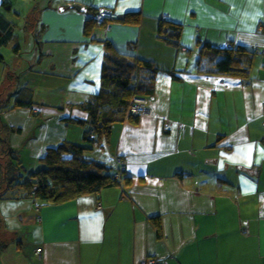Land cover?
<instances>
[{"label": "crops", "instance_id": "0c3cea01", "mask_svg": "<svg viewBox=\"0 0 264 264\" xmlns=\"http://www.w3.org/2000/svg\"><path fill=\"white\" fill-rule=\"evenodd\" d=\"M75 2L141 21L84 36ZM35 12L41 34L21 81L37 115L2 112L27 169L62 139L83 143V129L59 118L97 89L102 41L181 79L158 73L146 112L84 152L112 171L119 156L128 179L59 205L0 201V264H264V0H38ZM161 17L182 24L180 49L156 37ZM203 42L255 50L250 80L199 72Z\"/></svg>", "mask_w": 264, "mask_h": 264}, {"label": "trees", "instance_id": "16d2710c", "mask_svg": "<svg viewBox=\"0 0 264 264\" xmlns=\"http://www.w3.org/2000/svg\"><path fill=\"white\" fill-rule=\"evenodd\" d=\"M67 8L85 10L87 17L82 28L84 36H89L93 27H105L111 22L138 25L141 21L140 12L118 14L114 9L106 6L91 7L75 2ZM99 8H104L115 16L98 20L96 16ZM11 10V2L2 0L0 47L7 45L13 36L15 23L8 20L4 14ZM41 25L39 24V27ZM182 29V24L161 17L157 19L156 37L178 50L181 47ZM37 30L36 34L40 35L41 30L39 28ZM36 42L38 39L35 40ZM101 45L102 60L97 89L78 103H66L69 113H64L59 118L65 125L72 124L83 129V143L62 139L57 144L46 147L38 155L40 168L27 169L10 144L8 133L5 132L9 127L3 122L0 112V201L30 199L36 206L59 205L85 194L97 193L103 188L119 184L120 179L129 178L124 175L126 168L119 156L115 155L120 159L119 165H124V169L120 170L117 165L112 171L104 163L86 157L84 152L87 147L89 148L90 143L99 144L102 140L109 143L116 126L126 120L135 122L139 115L146 112L147 101L155 93L158 73H168L175 80L181 78L174 70L159 68L150 59L118 51L109 40L102 41ZM18 49V44L12 47L14 53H18ZM255 52L240 44L229 43L223 46L203 42L197 49L195 62L199 72L219 78L235 77L245 84L251 78ZM2 60L3 55L0 52V61ZM202 60H206L213 67L201 63ZM29 70L30 67L27 65L19 73L12 74L19 81ZM14 93L15 98L9 109L24 107L32 115H37L35 109L37 104L33 101V91L30 88L17 87ZM133 97H143L146 100L144 112L131 113ZM73 109L84 115L82 117L70 115Z\"/></svg>", "mask_w": 264, "mask_h": 264}, {"label": "rangeland", "instance_id": "374dc122", "mask_svg": "<svg viewBox=\"0 0 264 264\" xmlns=\"http://www.w3.org/2000/svg\"><path fill=\"white\" fill-rule=\"evenodd\" d=\"M12 4V10L6 13L8 20L15 23L13 36L9 43L0 47L3 60L0 61V112H4L12 105L17 87H26L21 79L17 81L12 73H19L24 69L35 55V40L39 38L34 16L38 0H8ZM18 44V53H14L12 47ZM195 57V55H193ZM21 65L17 68L18 62ZM203 63L213 67L206 60ZM34 77V76H33ZM4 119V118H2Z\"/></svg>", "mask_w": 264, "mask_h": 264}, {"label": "built area", "instance_id": "2783aa9c", "mask_svg": "<svg viewBox=\"0 0 264 264\" xmlns=\"http://www.w3.org/2000/svg\"><path fill=\"white\" fill-rule=\"evenodd\" d=\"M107 16H115L112 15L108 10L104 8H99L98 14H97V19L102 20L106 18ZM146 100L143 97H133L131 100V113L133 114H140L144 112V104ZM118 162V163H117ZM116 163L119 165L120 159L116 158ZM119 169L122 170L124 169V165L120 164ZM117 177V175H115ZM41 251V248H36V253L39 254ZM141 264H164L163 260L160 258H155V257H147L143 260Z\"/></svg>", "mask_w": 264, "mask_h": 264}]
</instances>
